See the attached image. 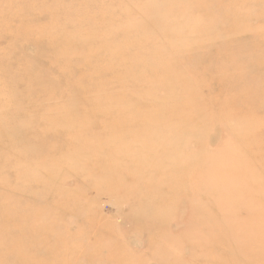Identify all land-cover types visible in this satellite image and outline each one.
I'll list each match as a JSON object with an SVG mask.
<instances>
[{
	"label": "rangeland",
	"instance_id": "1",
	"mask_svg": "<svg viewBox=\"0 0 264 264\" xmlns=\"http://www.w3.org/2000/svg\"><path fill=\"white\" fill-rule=\"evenodd\" d=\"M0 264H264V0H0Z\"/></svg>",
	"mask_w": 264,
	"mask_h": 264
},
{
	"label": "bare ground",
	"instance_id": "2",
	"mask_svg": "<svg viewBox=\"0 0 264 264\" xmlns=\"http://www.w3.org/2000/svg\"><path fill=\"white\" fill-rule=\"evenodd\" d=\"M107 68V67H106ZM118 115V114H117ZM238 202V201H237Z\"/></svg>",
	"mask_w": 264,
	"mask_h": 264
}]
</instances>
